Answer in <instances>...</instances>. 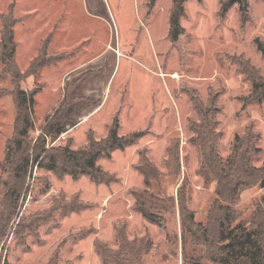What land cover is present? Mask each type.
<instances>
[{"label": "rangeland", "instance_id": "374dc122", "mask_svg": "<svg viewBox=\"0 0 264 264\" xmlns=\"http://www.w3.org/2000/svg\"><path fill=\"white\" fill-rule=\"evenodd\" d=\"M223 1H188L181 21L184 30L173 43L169 38L172 0H157L152 8L149 0H0V15L7 13L12 3L13 17L18 18L14 25L15 59L21 71H27L45 39L53 53L73 51L72 57L43 66L36 75L27 72L20 84L28 91L40 89L32 141L61 100L66 83L89 70L93 75L82 93L94 104L77 117L75 127L48 140V145L84 148L87 136L104 138L114 118L120 122L122 135L145 133L134 145L99 160L113 178L109 184L95 183L88 176L77 180L57 177L33 166L19 217L0 246V264L5 259L9 264H103L95 252V241L116 247L114 227L119 222H126L130 238L147 235L152 242L144 264H184L178 208L165 215V227L149 223L134 210L130 190L144 186L135 165L139 150L146 149L165 175L160 186L166 194L176 196L187 177L189 208L197 219L204 216L215 184L205 186L197 174L200 156L189 141L192 132L188 127L196 114L188 90H195L203 100L209 92L218 96L221 155H228L234 136L251 126L261 135V153L255 163L261 165L264 160V103L243 107L241 97L249 93L251 84L235 63L242 55L264 77V57L256 42L264 41V0H249V20L245 23L240 21L236 6L221 16ZM0 87L11 88L4 78H0ZM14 121L12 95H0V201L5 194L3 181L8 177L4 161L15 133ZM172 139L179 141V176L168 173L166 167ZM45 186H49L46 191ZM72 196L89 207L42 227L36 239L27 236L25 243L16 241L14 231L22 217L49 208L53 198ZM263 197L264 188L247 189L237 208L253 209Z\"/></svg>", "mask_w": 264, "mask_h": 264}, {"label": "trees", "instance_id": "16d2710c", "mask_svg": "<svg viewBox=\"0 0 264 264\" xmlns=\"http://www.w3.org/2000/svg\"><path fill=\"white\" fill-rule=\"evenodd\" d=\"M156 1L149 0L150 8ZM188 1L191 0H172L169 38L173 43L178 41L184 30L181 21L186 16L185 4ZM196 1L201 3L202 0ZM235 6L240 21L247 22L249 0H224L220 8L221 16H226ZM13 16L11 3L8 12L0 15V78L7 79L11 87L8 90L0 87V95H12L15 104V133L9 141L4 161L8 177L3 181L5 194L0 201V246L9 228L19 217L20 203L27 195L30 186L27 178L33 166L37 165L57 177L70 176L77 180L88 176L95 183L109 184L113 178L100 166L99 160L111 158L113 151L134 145L145 134L144 131L120 134V122L114 118L108 126L107 135L101 139L87 136L88 144L84 148L48 145V140H55L75 127L78 124L77 117L94 104L91 97L82 93L89 77L93 75L89 70L66 83L59 104L52 114L46 116L44 127L32 141L30 132L35 128L34 108L40 89L28 91L20 84L27 72L36 75L43 66L72 57L73 51L53 53L49 50L50 41L45 39L30 67L27 71H21L15 59L17 41L14 25L18 18ZM256 42L264 57V41L257 39ZM235 63L251 84L249 93L241 97L243 107L263 104L264 77L242 55L235 58ZM187 93L196 114L189 120L188 127L192 132L189 141L199 152L198 176L205 186L215 184L212 199L207 204L204 216L197 219L188 205V178L182 179L176 196L166 194L160 186L164 173L150 160L146 149H141L135 168L143 176L144 186L130 190L134 198L133 208L149 223L163 227L166 226L165 215L178 208L184 264H264V197L253 209L237 208L243 191L264 188V160L261 165L255 163L261 153V135L248 126L243 134L234 136L228 155H221L223 132L219 129L221 108L217 102L218 96L209 92L206 100H203L195 90H188ZM166 167L168 173L179 176L181 162L178 140L172 139L168 145ZM48 187L45 186V191ZM53 199L49 208L19 220L14 231L18 243H25L27 236L36 239L42 227L59 217L89 207L77 201L76 196ZM114 228L116 247L99 239L94 244L95 252L103 264H144V257L152 247L149 237L130 238L126 222H119ZM4 264H9L6 259Z\"/></svg>", "mask_w": 264, "mask_h": 264}, {"label": "crops", "instance_id": "0c3cea01", "mask_svg": "<svg viewBox=\"0 0 264 264\" xmlns=\"http://www.w3.org/2000/svg\"><path fill=\"white\" fill-rule=\"evenodd\" d=\"M63 93H64V89H63V92H62V96H63ZM60 102V101H59ZM59 104V103H58ZM55 109V108H54Z\"/></svg>", "mask_w": 264, "mask_h": 264}]
</instances>
